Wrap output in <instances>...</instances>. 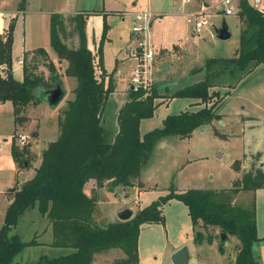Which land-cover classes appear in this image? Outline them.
<instances>
[{
  "label": "rangeland",
  "instance_id": "rangeland-1",
  "mask_svg": "<svg viewBox=\"0 0 264 264\" xmlns=\"http://www.w3.org/2000/svg\"><path fill=\"white\" fill-rule=\"evenodd\" d=\"M21 1L9 0V3L10 6L17 7L19 2L18 7H22ZM134 2H136L135 5ZM30 3L31 8L39 7L42 8L43 12L37 14L21 12L19 14L23 32L26 31L27 46H43L50 51L51 58H47L41 53L35 54V59L32 58L34 54L30 55L27 60L29 69L35 73H44L49 78L51 73L49 61L53 59L60 74L64 76L63 83L65 87L67 86L68 92L56 106L45 100H39L36 106H29L26 109V114L34 116L30 125L32 128H27V131L24 132L28 138L29 136L33 138L34 133L38 130L39 141L46 145L59 136L60 125L58 123L61 112L66 106L67 100L74 97L75 92H72V88L77 85L75 76H66L65 74L67 60L60 59L51 46L50 17L52 13L56 12L58 8H65L74 13H84L86 44L94 52H97L99 46L101 47L103 67L105 70L111 71L115 66V59L121 53V45L124 40L127 41L132 36V26L137 23L134 17L135 13L134 15L127 13L129 8H134L133 10L138 9L141 12L152 13L150 19H152L153 24L148 27V30L155 33L156 39H159L161 44L168 46L172 45V42L178 41L182 46L181 50L180 46H174L173 51L176 56L165 52L160 55L161 58L160 56L155 57V50L151 47L154 52L149 75L151 85H153L154 76L157 77L158 89L166 96H170L176 89L203 78L204 70L196 68L204 67L207 58L218 57L220 59H217L215 64L210 66V70L215 71L212 79L218 82V89L223 96L217 111L226 112L224 118L220 116L219 121L217 119L213 121V129L216 132L220 131L219 133L226 136L227 140L214 134L210 127H205L203 131L199 128L194 131L191 137L180 141H173L176 140L175 136H167L163 143L157 144L153 149L148 158L149 162L143 169L144 175L142 176L149 183H157L162 186L160 188L162 191L159 192L161 195L165 194L171 186L180 187L182 188L181 191L187 188L221 190L233 186L237 180H240L243 173L251 168L252 161L256 160L255 165H258L257 160L260 154L252 152L256 151L257 147L264 148L262 135L253 132L252 136L246 137L249 143L253 141L256 146H243L246 151V154H243L241 152L240 136L242 134L239 133V123L230 124L227 119L225 124L221 123L225 118H230L236 108H241L244 105L245 110L257 118V120L250 119L247 123L252 127L261 126L258 128H262L264 135V63L259 64L249 73H242L239 68H234L230 62L222 60L223 57L232 56L238 46L237 13L224 14L219 12L217 15H210L208 16L209 24L197 30L195 29V16L188 15L191 20H186V14L191 10H188L190 2L181 4L179 0H30ZM180 4L183 8H180ZM262 5L264 6V0H262ZM179 12L183 15L178 14ZM223 21L226 22L231 33L228 38L224 39L219 38L216 33V28ZM136 34L138 35L137 39L144 36L141 32ZM68 43L78 46V37L70 38ZM135 47L130 45L127 55L132 57L131 51ZM22 53L23 42L21 41L14 54L12 65L13 74L19 80L24 78L22 65L18 62ZM155 58L156 62L153 66ZM165 60L172 63L170 69H164L162 61ZM134 63L135 60L132 59V66ZM6 71L5 68L0 67L2 75L6 74ZM124 85L125 82L120 79L118 87ZM228 86L234 87L231 89V96H225V90L229 88ZM180 104L181 100L176 96L158 104L151 118L141 125L140 132L143 134L154 127L162 126L166 115L177 112ZM114 106L115 101L108 100L103 109L104 127L107 129L106 135L108 137L110 136L109 133L112 134L110 118L117 124ZM15 128L13 105L9 103L4 105L0 112V188L6 189L4 193L0 194V227L4 222L7 209V201L3 199V195L6 194L7 196L13 193V189L10 190L9 186L17 182L15 185L19 187L21 182L32 176L33 172L32 165L30 167L24 166L23 161L15 159L12 153L13 141H16L19 147L23 145L18 139V134H13ZM254 131H259V129ZM8 187L9 189H7ZM102 189L101 191L98 188L100 197L98 201L101 202H96L93 213L94 221L100 224H105L110 220V217L113 220L118 219L117 213L114 214L116 207H131L134 210V215L140 208L149 204L159 195V193L155 196L154 193L142 194L139 192L137 194L136 190L124 187L117 193L116 199L108 200L105 195L109 194L107 187ZM123 189L129 190L130 193L128 195L122 194ZM105 190L106 192H103ZM234 201L246 210L255 206V218L258 222L257 233L260 239L253 244L252 252L256 264H264V188L258 189L256 194L253 190L239 189L233 194L232 202ZM162 214L164 216L163 221L144 222L140 225L138 235L140 264H173L170 251L179 244H188L189 264H236L235 256L240 243L235 235L226 233V237L221 239L218 236L223 232L220 226L197 225L196 229L217 236L212 243H195L193 239L194 228L187 208L181 200L176 198L171 199L164 206ZM11 232L19 233L24 241H30L34 238L37 240V243L28 244L23 251L17 254L11 264L17 262L38 264L42 256L54 257L71 251L68 247L53 245V223L48 215L39 210L37 205L29 207L20 216L18 223ZM220 244L224 248L223 252L219 249ZM119 254L124 255L120 248H110L108 252L98 253L94 256V261L91 264H115L114 260L117 259L115 257Z\"/></svg>",
  "mask_w": 264,
  "mask_h": 264
},
{
  "label": "trees",
  "instance_id": "trees-1",
  "mask_svg": "<svg viewBox=\"0 0 264 264\" xmlns=\"http://www.w3.org/2000/svg\"><path fill=\"white\" fill-rule=\"evenodd\" d=\"M27 0H22L25 7ZM239 18V40L234 56L222 60L230 62L242 73H249L264 63V11L256 8L250 0H237ZM106 28V27H105ZM15 19L5 32H0V63L7 64V72L0 76V100H11L15 120L23 122L25 107L30 102L42 100L37 96L40 86L52 87L62 81L60 71L50 59V76L35 73L29 69L30 55L36 58L41 53L51 58L48 50L41 46L27 50L23 56L24 78L19 80L13 74V42ZM78 37L79 45L68 43ZM51 46L60 59L68 64L65 74L75 76V95L67 100L61 112L60 134L42 152V162L34 176L19 187H10L11 202L0 227V264H11L28 244L37 243L36 238L24 241L19 233H12L20 216L31 206L49 216L53 223V245L68 247L70 252L58 256H42L38 264H91L97 252L113 247L120 248L125 256L114 260L115 264H138V235L144 222L163 221L162 207L170 199L181 200L188 209L194 228L195 243H212L217 236L196 229L197 225L220 226L224 233H231L239 239L235 256L236 264H256L252 246L260 237L257 234L255 206L246 210L232 202L233 194L239 189L255 190L264 187V168L255 165L243 173L240 180L226 189L189 188L176 191L174 186L146 206L140 208L127 220H108L105 224L94 221V209L98 201V188L112 191L117 186L136 184L135 179L148 162L156 142L165 136H188L195 128L219 119L218 107L223 96L219 90H211L215 64L218 57L205 60L204 78L176 90L172 96L198 99L200 106L166 115L162 126L154 127L142 135L140 121L151 117L156 107L158 93L149 88L132 90L128 88V99L117 113L118 131L113 140H108L101 121L105 101L113 91L111 73L105 81L101 47L93 52L86 44L84 35V13L53 12L51 16ZM36 54V55H35ZM101 73H97V69ZM16 135V134H15ZM26 148L12 143V153L18 161L25 162ZM260 154V152H257ZM94 182L91 192L86 185ZM138 184H142L138 181ZM235 197V195H234ZM218 236H220L218 234ZM219 249L223 252L220 244ZM16 264H22L20 262Z\"/></svg>",
  "mask_w": 264,
  "mask_h": 264
},
{
  "label": "crops",
  "instance_id": "crops-1",
  "mask_svg": "<svg viewBox=\"0 0 264 264\" xmlns=\"http://www.w3.org/2000/svg\"><path fill=\"white\" fill-rule=\"evenodd\" d=\"M217 1L219 0H189L188 2H190L189 4V7H188V10L191 9L190 11H188L189 13H191L192 11H194L196 8H198L201 4H208V5H213L209 11V16L212 15H217L219 12H221L222 10V7H221V4L217 3ZM250 1H253V0H250ZM187 3V2H185ZM30 0H27L26 2V5L25 7H18L19 6V2H18V6L17 7H12L10 6V3H9V0H0V32H5L9 26V23L11 22L12 19H15L16 20V23H15V29H14V42H13V60H14V54L16 53L18 47H19V43L22 41L23 42V53H22V56H20L18 58V62L22 65V68H23V74H24V67H23V62L21 63L19 61V59H23V56H24V53L25 51L27 50H33V49H36L38 47H41V46H33V47H28L27 46V40H26V34L24 31L23 32V27H22V20L20 18V13L21 12H24L25 14L26 13H34V14H37V13H41L43 12L42 8H31L30 7ZM136 4V2H134V5ZM181 4H184L183 2H181ZM180 4V8H183V6ZM191 7V8H190ZM258 8H261L263 11H264V6L262 5V0L259 1V4H258ZM134 8H129V12L127 13H130V14H133L135 13V15L138 13V12H141L139 11L138 9L136 10H133ZM56 12H63L64 14H70V13H74L73 11H69L68 9H65V8H58V10H56ZM189 13H187L186 15V20L187 21H190L191 19H188V15H190ZM178 14L180 15H183L181 12H179ZM134 15V17H135ZM31 16V15H29ZM185 16V14H184ZM25 17V16H24ZM238 18V17H237ZM26 19V18H25ZM50 21H51V17H50ZM153 24V21L151 19V23H150V27L152 26ZM238 24H239V18H238ZM50 27H51V24H50ZM196 29V28H195ZM46 35V33H45ZM239 35V34H238ZM138 35L136 34V32L132 31V36L126 41L124 40V43L121 45L120 47V50H121V53L119 54V56L115 59L116 63H115V66L113 67V69L111 71H107L105 70L104 68V71L107 73L106 75H104V78H105V81L107 82V79L111 73V79H112V83H113V91L111 92L110 96L108 97V99L105 101V103L108 101V100H111V101H115V106H114V110L116 112V117H115V120L117 122V124L114 123V120L112 121V119L110 118V122H111V127H112V134L109 133V137L107 136L108 140H113L114 136L116 135L117 131H118V121H117V113H118V109L120 108V106L128 99V82H129V78H130V75H131V71H132V64H131V61H132V57H130L129 55H127L128 53V50L130 48V45L132 46H136L137 43H138V40L137 39ZM146 41L147 45H149L150 47H153V49L155 50V57L158 58L160 55H162L163 53H171L173 54L174 56H176V53L173 51L174 49V46H177L178 47L180 46V50H181V45L179 44L178 41H175V42H172V45H168V46H164L163 44L160 43L159 39H156V35L154 32H149V30L147 29V32L146 34L140 38V39H143ZM79 45V43H78ZM47 49V48H46ZM48 50V49H47ZM92 50V49H91ZM171 50V51H170ZM236 50L237 48L235 49V52L232 56L235 55L236 53ZM93 51V50H92ZM49 54L50 51L48 50ZM94 52V51H93ZM57 54V53H56ZM58 55V54H57ZM230 56V57H232ZM59 57V56H58ZM156 58L154 60V63H153V66H155V62H156ZM161 58V56H160ZM225 58V57H223ZM227 58V57H226ZM54 61V60H53ZM55 62V61H54ZM163 63V66H164V69H170L171 66H172V63L168 62V60H165V61H162ZM131 64V65H130ZM261 64V63H260ZM258 66V65H257ZM257 66H255L253 69H255ZM0 67L1 68H5L7 70V64L5 63H0ZM201 67V66H199ZM197 69V68H196ZM196 69H193V70H196ZM198 70H201V69H198ZM204 70V69H203ZM7 72V71H6ZM97 73H101V69H97ZM5 75V74H4ZM24 76V75H23ZM67 76V75H66ZM64 76L62 75L61 78L62 80L64 81ZM154 81H153V87L155 88V90L157 91L158 93V97L155 98V102L157 103L156 106L160 103H164L165 101H168L171 100V98L173 99L175 96H172V94L178 90L176 89L175 91H173L170 96H166L164 93H162L159 89H158V86H157V83L159 82L157 80V77L154 76ZM204 78V77H203ZM203 78H200L199 80L203 79ZM124 81L125 82V85L123 87H118V83L119 81ZM199 80H195L193 82H190L188 84H191V83H194L196 81H199ZM214 84L213 86L210 88L211 90H217L218 87H219V84L218 82H215V81H212ZM186 84V85H188ZM184 85V86H186ZM230 85V84H228ZM182 86V87H184ZM229 87V86H228ZM181 88V87H180ZM234 87L232 86V88H227L225 90L226 94L225 96L227 95H230L231 96V89H233ZM73 89L72 88V92H73ZM66 90L68 92V88L66 86ZM219 90V89H218ZM66 92V93H67ZM220 92V90H219ZM224 96V97H225ZM178 97V96H176ZM179 100H181V104L178 106V111H181V110H185V109H196L200 106V103H198V99L196 98H191V97H178ZM70 99V98H69ZM11 103L13 105V102L11 100H7L5 102L1 101L0 100V112L3 110L4 108V105L6 104H9ZM39 103V101L37 102H30L24 109L23 111V115L27 116V119L23 122H19L17 123L16 120H15V113H14V105H13V114H14V122H15V129H14V133L13 134H24L25 130L27 131V128L31 129L32 127H30L31 123L33 122V118L34 116L33 115H30V114H26V109L29 107V106H36L37 104ZM105 106V104H104ZM104 106H103V109H104ZM102 109V113H101V121H102V125L104 127V124H105V119L104 118V111ZM240 109V110H238ZM218 113L220 114V116L222 118H224V115L226 114L223 113V112H219ZM151 117H147V118H142L141 121H140V126H139V129L141 127V125L144 123V122H147L148 119H150ZM236 118V119H235ZM238 118V119H237ZM226 119L228 120V122L230 124H234V122L236 123H239V133L241 132V136H240V142H241V152L243 154H246V151L243 149V146L245 147H249V146H256V144L253 143V141H250L252 143H249L247 140H246V137H250L252 136L253 132H258V134L262 135L261 138H264V135H263V131H262V128H258V127H261V126H254L252 127V125H250L248 122V120L250 119H256L257 118L252 115L251 113H249L248 111L245 110L244 108V105L240 108H236V110L233 111V113L231 114V117L230 118H225V120H223V122H221L222 124H225L226 123ZM214 121V120H213ZM213 121L210 122V123H207V124H204L203 126H200V127H197L195 128L188 136H185V137H179V136H175V135H169V136H175L176 140H173V141H180L182 139H188L189 137H191L194 133L195 130L201 128V131L204 130L205 127H210L212 130H213V133L214 134H217L220 138H225V140H227L226 136L224 135H221V133L219 132H216L214 131L213 129ZM217 121H219V119H217ZM59 125V123H58ZM260 125V124H259ZM150 126H148V129ZM253 129V130H252ZM255 129H259V131H254ZM104 130H105V133L107 131V129L104 127ZM17 132V133H15ZM109 132V131H108ZM222 132V131H221ZM35 135L33 136V138H28L27 142L24 143L23 145H20L21 148H26V152H25V162H24V166L26 167H30L31 165L33 166V172H32V176L30 178H32L34 176V174L36 173V169L37 167L41 164L42 162V152L44 150V148L48 145V143L46 145H43L40 141H39V131L37 130L35 133ZM140 134L142 135V133L140 132ZM167 136L165 137H162L160 138L155 146L157 144H161L163 143V140L164 138H166ZM58 138V137H57ZM55 140V139H54ZM1 145V144H0ZM263 147H264V144H263ZM155 148V147H154ZM153 152V151H152ZM254 152H260V156H259V159L257 160V164L260 165L262 168H264V148H261V147H257L256 151H253L252 153ZM234 161V160H233ZM249 162V159L247 160ZM149 162V160H148ZM147 162V163H148ZM183 165V164H182ZM185 165V164H184ZM183 165V166H184ZM147 166V164L142 168L141 172H140V175L135 179L136 181V184H134L133 186H128L130 187V189H134L136 190L137 194L138 192L139 193H142V194H150V193H154V195L156 196V194L158 195V193L162 190H160V188L162 186H159L157 183H149L142 175L143 174V169ZM181 166V165H180ZM231 168H232V163L230 164ZM178 168V167H177ZM234 172V171H233ZM235 175V174H234ZM28 178V179H30ZM27 179V180H28ZM26 180V181H27ZM138 181H141L142 184H138ZM25 181L21 182V185L24 183ZM17 183V182H16ZM15 183V184H16ZM14 185H11L9 187H13L15 186ZM94 186V182H89L87 185H86V190L88 191V193L91 192V187ZM9 187L7 189H9ZM138 187H142V188H138ZM102 188L105 189V186H101L99 188V190H103ZM121 188H124L122 186H117L114 188L113 191H110L108 190L107 192L109 194H105L106 195V198L108 200H113V199H116L117 198V193L121 190ZM261 188H264V187H259V188H256L254 190L255 194H256V191L258 189H261ZM176 191H181L180 187L178 188H175ZM189 189V188H187ZM6 189H1L0 188V194ZM139 190V191H138ZM99 192V191H98ZM103 192H106L103 191ZM125 194V195H128L130 192L129 190H125L123 189L122 190V194ZM159 195H161L159 193ZM158 195V196H159ZM3 199H5L7 201V207L8 205L10 204L11 202V196L10 195H3ZM157 196V197H158ZM156 197V198H157ZM155 198V199H156ZM174 199V198H172ZM171 200V199H170ZM169 200V201H170ZM169 201L167 203H169ZM101 202V201H100ZM98 201V203H100ZM151 202V201H150ZM165 203L162 207V211H163V208L164 206L167 204ZM186 206V205H185ZM126 207V206H124ZM124 207H116L115 208V213H117V211H119L120 209L124 208ZM187 208V207H186ZM134 211V210H133ZM187 212H188V209H187ZM190 217V216H189ZM118 218V216H117ZM110 220H113V218L110 217ZM257 219H256V227L258 229V225H257ZM258 232V231H257ZM258 234V233H257ZM183 244H179L178 246L176 247H173L170 251V253L172 254V252L177 249L178 247L182 246ZM188 246V244H186ZM189 248V246H188ZM109 250V249H108ZM108 250L106 251H102V252H97L94 256H96L98 253H104V252H108ZM124 253V252H123ZM125 254L122 256V254H119L117 257L115 258H121V257H124ZM138 264H140V256L138 254ZM40 260V259H39ZM94 261V260H93ZM92 261V262H93ZM91 262V263H92ZM18 263V262H17ZM189 264V262H188Z\"/></svg>",
  "mask_w": 264,
  "mask_h": 264
},
{
  "label": "built area",
  "instance_id": "built-area-1",
  "mask_svg": "<svg viewBox=\"0 0 264 264\" xmlns=\"http://www.w3.org/2000/svg\"><path fill=\"white\" fill-rule=\"evenodd\" d=\"M179 1L185 3L189 0ZM259 1L260 0H253L251 1V3L254 7L258 8ZM217 3L221 4V12H223L224 14H233L236 12L237 0H219L217 1ZM212 6L213 5L201 4L194 11L189 13L190 15L195 16L194 22L197 30H199L202 26L209 24V9ZM151 16L152 13L150 12H138L135 15L137 23L133 24L132 30L136 33L141 32L143 35H145L151 23ZM188 19H190V17H188ZM131 56L135 60V63L134 66H132V71L128 82V88L132 90H137L139 88H149L151 86V82L149 81V75L152 66V60L154 58V52L152 48L147 45L144 38L139 39L136 47L133 48V50L131 51ZM19 61L22 63L23 59H19ZM0 76H2L1 73ZM18 139L22 144H24L27 142L28 136L25 134H19Z\"/></svg>",
  "mask_w": 264,
  "mask_h": 264
},
{
  "label": "water",
  "instance_id": "water-1",
  "mask_svg": "<svg viewBox=\"0 0 264 264\" xmlns=\"http://www.w3.org/2000/svg\"><path fill=\"white\" fill-rule=\"evenodd\" d=\"M216 33L219 38H228L230 36V31L225 21L216 28ZM66 87L62 81H57L52 87L40 86L38 88L37 96L42 100L47 101L51 105H58L64 96L66 95ZM133 215V209L131 207H124L117 211L118 219L127 220ZM226 233L221 232L220 238L224 239ZM190 258L189 248L186 244L175 249L171 254V260L173 264H188Z\"/></svg>",
  "mask_w": 264,
  "mask_h": 264
}]
</instances>
